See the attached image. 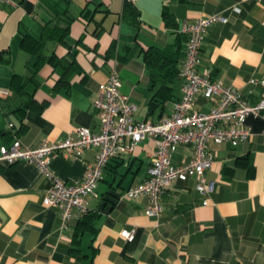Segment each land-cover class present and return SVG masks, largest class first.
Segmentation results:
<instances>
[{
  "label": "crops",
  "instance_id": "crops-1",
  "mask_svg": "<svg viewBox=\"0 0 264 264\" xmlns=\"http://www.w3.org/2000/svg\"><path fill=\"white\" fill-rule=\"evenodd\" d=\"M13 1L14 6L0 5V146L19 139L34 148L72 135L79 126L99 132L94 101L114 64L121 91L138 107L136 119L167 117L181 96L182 80L177 75L162 86L164 70L144 53L155 46L184 55L182 24L199 15L228 17L207 28L199 71L238 89L251 103L264 92L248 82L264 78V0ZM66 22L67 43L42 37L46 24ZM40 45L58 58L73 55L76 69L68 82H59L60 72L49 62L33 66ZM158 92L167 97L162 100ZM28 98L30 105L24 103ZM212 104L196 97L201 111ZM246 127L247 141L209 144L214 160L205 175L216 186L207 205L194 177L164 191L159 216L147 215V196L122 197L148 176L156 145L146 138L106 164L95 195L86 197L94 216L80 225L74 216L61 232L57 209L42 205L47 183L38 167L0 163V264H264V116L248 115ZM96 153V147L73 157L55 153L50 168L61 179L78 181ZM190 155V146L179 145L172 162ZM131 227L135 235L129 241L120 231Z\"/></svg>",
  "mask_w": 264,
  "mask_h": 264
},
{
  "label": "built area",
  "instance_id": "built-area-1",
  "mask_svg": "<svg viewBox=\"0 0 264 264\" xmlns=\"http://www.w3.org/2000/svg\"><path fill=\"white\" fill-rule=\"evenodd\" d=\"M2 3L15 5L13 0H0V5ZM227 20L228 17L221 13L184 20L180 31L185 35L186 43L178 73L182 80V93L167 117L157 121L136 119L138 107L128 94L121 91V78L114 64L108 79L98 85V97L94 101L98 109L99 132L79 126L72 135L55 141L44 140L34 148L22 145L19 139L0 146V163L23 161L38 167L47 183L42 205L57 209L60 232L67 228L72 217L88 210L86 197L95 195L96 185L109 160L132 153L137 144L146 138L153 139L156 145L148 176L130 186L122 197L134 199L139 195L147 196V215L159 216L163 211L161 197L164 191L176 180L194 177L195 187L203 196L202 203H209L216 186L215 180L205 175L214 160L209 144L236 145L247 141L250 131L246 127V117L250 114L264 116V92L251 103L238 89L199 71L200 51L207 28L215 22ZM248 82L258 83L264 89V78L252 77ZM198 95L212 101L207 111L195 108ZM179 145L190 146L191 155L185 161L173 163L172 154ZM91 147L97 148L95 160L87 165L80 180L67 181L53 174L51 155L62 153L73 157ZM120 235L130 241L134 238L135 228H123Z\"/></svg>",
  "mask_w": 264,
  "mask_h": 264
},
{
  "label": "trees",
  "instance_id": "trees-1",
  "mask_svg": "<svg viewBox=\"0 0 264 264\" xmlns=\"http://www.w3.org/2000/svg\"><path fill=\"white\" fill-rule=\"evenodd\" d=\"M165 13V11H164ZM67 34H68V22L65 24H54L53 26H49L48 24L45 25L44 30L42 32V37L46 39H50L53 41H61L67 43ZM38 40V39H36ZM41 50L36 54V60L33 63V66L37 69L40 64L43 62H49L53 65V67L60 72V78L58 79L59 82H68L70 78L71 72L76 69V64L73 55L63 58H58L55 53L52 51L51 53L47 54L44 51V45H40ZM144 58L147 62H151L155 64L158 62L159 70H164L160 73V84L163 86L168 85V82L174 79L179 73V65L181 59L183 58V54L178 48L166 47V48H158L155 46L150 47L145 53ZM33 76H30L28 80H33ZM24 84L21 85L18 90L20 89V93H25L23 90ZM159 91V90H158ZM160 95L155 94V96L161 97V99H165L167 95L158 92ZM158 97V98H159ZM153 100V99H152ZM150 100V101H152ZM33 100L28 98L24 103L26 105H30ZM33 103V102H32ZM152 107H150L151 110ZM160 120V119H159ZM13 124L11 123V126ZM94 216L93 213H90L87 210L84 214L80 215L78 218L77 225L85 224L89 221V218ZM74 239L73 242H77L79 233L77 230H74Z\"/></svg>",
  "mask_w": 264,
  "mask_h": 264
}]
</instances>
